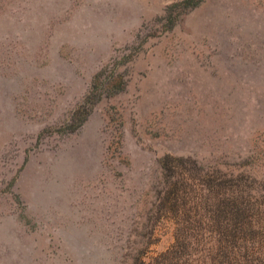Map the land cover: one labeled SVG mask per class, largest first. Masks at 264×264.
Wrapping results in <instances>:
<instances>
[{
  "label": "rangeland",
  "instance_id": "1",
  "mask_svg": "<svg viewBox=\"0 0 264 264\" xmlns=\"http://www.w3.org/2000/svg\"><path fill=\"white\" fill-rule=\"evenodd\" d=\"M183 1L0 0V264H264V0Z\"/></svg>",
  "mask_w": 264,
  "mask_h": 264
},
{
  "label": "trees",
  "instance_id": "2",
  "mask_svg": "<svg viewBox=\"0 0 264 264\" xmlns=\"http://www.w3.org/2000/svg\"><path fill=\"white\" fill-rule=\"evenodd\" d=\"M197 2L194 0H184L182 4L185 7L194 8L197 6ZM123 91L122 78L121 76L113 77L111 69L105 68L99 71L93 78L89 91L81 101V103L77 106V108L73 111L71 121H74L76 118H80V124L84 123L85 120L91 114L94 106L101 98H109L113 97L116 94H119ZM68 126L67 130L73 132V128L71 129V125ZM75 129V128H74ZM161 165L165 170H167L170 166V159L168 157L163 158L161 161ZM207 165H202V169ZM213 177V178H212ZM215 176L211 175L207 177L205 184L207 186H212V200H214L213 207L215 208V218L216 223L215 226L217 229H221L223 227H227L231 230L232 234L236 232H251L254 228V225L250 221V213L251 206L246 202L245 198L237 197L233 199V202L230 200L225 204L224 201L217 200L220 195L219 185L215 184ZM204 184V185H205ZM180 189L176 184H173L171 189L168 191V202L171 208H176L178 206V202L180 200ZM217 200V202L215 201ZM166 260H168L166 258ZM165 260V261H166ZM136 264H146L144 260L140 257Z\"/></svg>",
  "mask_w": 264,
  "mask_h": 264
}]
</instances>
